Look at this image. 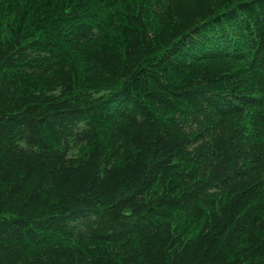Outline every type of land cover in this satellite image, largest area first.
Returning <instances> with one entry per match:
<instances>
[{
    "label": "trees",
    "instance_id": "obj_1",
    "mask_svg": "<svg viewBox=\"0 0 264 264\" xmlns=\"http://www.w3.org/2000/svg\"><path fill=\"white\" fill-rule=\"evenodd\" d=\"M0 264H264V0H0Z\"/></svg>",
    "mask_w": 264,
    "mask_h": 264
}]
</instances>
